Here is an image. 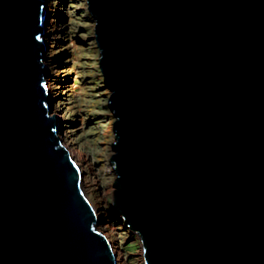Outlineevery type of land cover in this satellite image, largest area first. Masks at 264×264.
I'll return each mask as SVG.
<instances>
[{"label":"water","instance_id":"1","mask_svg":"<svg viewBox=\"0 0 264 264\" xmlns=\"http://www.w3.org/2000/svg\"><path fill=\"white\" fill-rule=\"evenodd\" d=\"M113 210L145 264H264V0H87ZM48 0H0V264H118L60 135Z\"/></svg>","mask_w":264,"mask_h":264},{"label":"rangeland","instance_id":"2","mask_svg":"<svg viewBox=\"0 0 264 264\" xmlns=\"http://www.w3.org/2000/svg\"><path fill=\"white\" fill-rule=\"evenodd\" d=\"M88 7L87 0H48L43 37L47 79L53 85L49 87L52 109L58 111L61 138L77 155L83 188L101 213L100 227L115 244L119 264H145L139 236L112 207L114 118L108 107L110 91L98 63L95 21Z\"/></svg>","mask_w":264,"mask_h":264},{"label":"bare ground","instance_id":"3","mask_svg":"<svg viewBox=\"0 0 264 264\" xmlns=\"http://www.w3.org/2000/svg\"><path fill=\"white\" fill-rule=\"evenodd\" d=\"M89 6V5H88ZM89 8V7H88ZM51 86H53V85H51V83L49 84V87L50 88H53V87H51ZM52 115H58V111H57V109H52ZM60 131H61V128H60ZM62 140H63V138H62ZM64 142V141H63ZM65 143V145L68 147V149L70 150V152H71V154L73 155V157H74V159L75 160H77V155L75 154V152L67 145L68 143H66V142H64ZM113 148V147H112ZM77 162V161H76ZM78 163V162H77ZM111 172V171H110ZM113 172H114V170H113ZM96 211H97V214H98V216L101 214L99 211H98V209H97V207H96ZM112 243H113V241H112ZM113 245H114V247H115V244L113 243ZM143 250V249H142ZM115 251H116V254H117V259H118V264L121 262V259L119 258L120 257V255H119V253L117 252L118 250H116V247H115ZM143 256V255H142Z\"/></svg>","mask_w":264,"mask_h":264}]
</instances>
